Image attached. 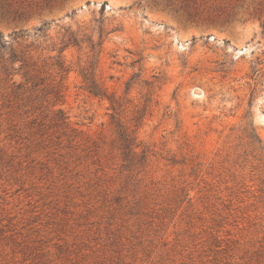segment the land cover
Masks as SVG:
<instances>
[{
    "label": "rangeland",
    "instance_id": "1",
    "mask_svg": "<svg viewBox=\"0 0 264 264\" xmlns=\"http://www.w3.org/2000/svg\"><path fill=\"white\" fill-rule=\"evenodd\" d=\"M0 33L48 83L78 37L83 132L0 85V264H264V0H0ZM100 39L116 112L81 89Z\"/></svg>",
    "mask_w": 264,
    "mask_h": 264
},
{
    "label": "trees",
    "instance_id": "2",
    "mask_svg": "<svg viewBox=\"0 0 264 264\" xmlns=\"http://www.w3.org/2000/svg\"><path fill=\"white\" fill-rule=\"evenodd\" d=\"M106 3H103L102 8ZM3 36L0 33V85L9 84L12 96L20 100L25 106L38 105L33 107L41 108L47 103V110L53 114L52 121L57 127L71 130L76 136L83 134L81 130L71 126V123L63 109L57 108L58 104L63 101V80L69 73V68L65 66L62 53L70 46H80L81 41L75 34H70L67 39L63 40L59 55L55 58L53 66L57 70L60 80L56 82H47L43 76V71L32 57L25 52L18 53L13 47H6L2 43ZM102 39L98 43L91 41V52L93 53L89 67L82 68L80 74L83 79L81 89L94 98L108 100L114 112L120 106L118 99L114 94H110L96 78V70L99 63V54L102 49ZM98 49V50H97ZM16 76H21L22 81L18 82ZM118 140L120 148L125 156L137 154L134 146L135 138L129 132V128L118 124ZM145 157L146 151H142Z\"/></svg>",
    "mask_w": 264,
    "mask_h": 264
}]
</instances>
